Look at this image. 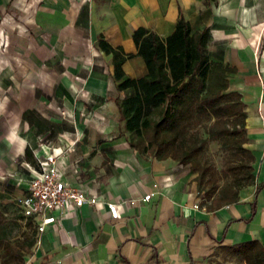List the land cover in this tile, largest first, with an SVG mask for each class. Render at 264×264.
Listing matches in <instances>:
<instances>
[{"label":"crops","instance_id":"obj_1","mask_svg":"<svg viewBox=\"0 0 264 264\" xmlns=\"http://www.w3.org/2000/svg\"><path fill=\"white\" fill-rule=\"evenodd\" d=\"M179 15L208 28V56L229 67L245 104L254 179L215 210L201 204L189 165L130 145L117 104L125 90L111 49L126 77H140L134 29L164 37ZM263 116L264 0H0V209L25 223L36 156L51 151L66 185L99 202L53 211L23 264H218L232 245L264 246Z\"/></svg>","mask_w":264,"mask_h":264},{"label":"trees","instance_id":"obj_2","mask_svg":"<svg viewBox=\"0 0 264 264\" xmlns=\"http://www.w3.org/2000/svg\"><path fill=\"white\" fill-rule=\"evenodd\" d=\"M133 37L146 64L142 76L126 77L122 52L111 49L113 78L125 90L117 104L130 145L140 153L189 165L196 172L198 191H203L201 204L207 210L236 202L239 190L254 179V155L245 146V104L239 91L228 86L229 67L208 56V28L192 30L179 15L172 32L164 37L143 27L134 29ZM136 82L141 92L135 89ZM143 102L148 106L145 111H141ZM214 141L232 155L221 168L230 179L205 188L203 180L211 165L201 162L200 155ZM24 155L30 159L28 149ZM24 218L31 234L15 243L9 238V221H0V250L14 264H23L37 238L34 222ZM229 248L246 264H264V246L257 240Z\"/></svg>","mask_w":264,"mask_h":264},{"label":"built area","instance_id":"obj_3","mask_svg":"<svg viewBox=\"0 0 264 264\" xmlns=\"http://www.w3.org/2000/svg\"><path fill=\"white\" fill-rule=\"evenodd\" d=\"M36 162L37 172L28 182V192L21 199L20 208L24 217L33 219L37 234L41 233L46 225L56 221L52 214L55 210L76 208L83 204L95 207L99 204L94 196L88 195L84 190L66 185L60 177L55 152L51 151L43 157L36 156ZM151 196L152 193H147L141 200L147 201ZM104 205L112 219L119 218L116 203L104 202Z\"/></svg>","mask_w":264,"mask_h":264},{"label":"rangeland","instance_id":"obj_4","mask_svg":"<svg viewBox=\"0 0 264 264\" xmlns=\"http://www.w3.org/2000/svg\"><path fill=\"white\" fill-rule=\"evenodd\" d=\"M135 89L137 92H141V87L139 83L136 82ZM145 102V101H144ZM142 104L141 111H145L147 109V104ZM123 126V121H122ZM232 160V155L224 148L220 146V143L217 141L210 142L208 147L204 150V152L200 155V161L205 162L211 165V171L206 175L203 180L204 187H209L212 183H217L218 186L223 185V183L227 182L230 178L223 176L221 168L225 166L228 162ZM197 185V183H196ZM197 195L200 200L203 197V191H198ZM12 210V211H11ZM10 211L0 209V221H9L10 223V233L9 238L12 243L16 241L22 240L25 236L31 234V229L24 223L20 212L16 209H11ZM29 253H27L24 257H26ZM234 254V253H233ZM226 252V261L221 259L222 262L218 261V264H246L245 260L239 255H233ZM227 255H230L227 257ZM225 261V262H224ZM15 262L4 255L3 251L0 250V264H14Z\"/></svg>","mask_w":264,"mask_h":264}]
</instances>
